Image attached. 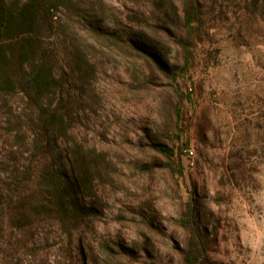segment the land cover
Segmentation results:
<instances>
[{
  "label": "rangeland",
  "instance_id": "1",
  "mask_svg": "<svg viewBox=\"0 0 264 264\" xmlns=\"http://www.w3.org/2000/svg\"><path fill=\"white\" fill-rule=\"evenodd\" d=\"M87 1L111 28H134L133 16H143L179 74L183 52L174 40L185 33L158 9L173 1L180 12V0ZM211 1H201L207 37L194 45L184 78L171 81L94 36L84 45L94 65L91 108L80 114L72 146L105 158L86 160L94 183L83 201L94 216L71 239L55 226L37 229L29 252L24 238L12 237L1 264H182L189 232L178 220L191 198L209 238L201 264H264V19ZM65 12L60 7L57 18L69 37L90 20L87 13V22L67 21ZM176 89L194 100L184 104L182 133L173 129ZM155 144L174 151V171Z\"/></svg>",
  "mask_w": 264,
  "mask_h": 264
},
{
  "label": "trees",
  "instance_id": "2",
  "mask_svg": "<svg viewBox=\"0 0 264 264\" xmlns=\"http://www.w3.org/2000/svg\"><path fill=\"white\" fill-rule=\"evenodd\" d=\"M201 1L180 0V12L173 1L158 9L162 17L173 16L172 22L185 33L174 40L183 52L178 74L165 59L161 41L146 31L150 24L143 16H133L136 28H111L87 0H0V264L12 251L7 249L12 237L24 238L22 248L29 252L26 240L31 241L37 229L55 226L71 239L72 232L94 216V208L83 201L89 184L94 183L86 160L98 164L105 158L94 149L84 151L81 146L79 151L72 146L80 114L91 108L85 96L92 87L94 65L85 50L87 43L94 36L152 62L171 81L178 75L184 78L194 45L206 39L203 35L207 37L201 35L205 24ZM229 1L244 17L264 19V0ZM60 7H66L67 21L77 17L87 22V13L90 20L78 22L80 26L69 37L57 18ZM162 31L166 36L168 30ZM173 92L177 99L173 129L182 133L189 110L184 104L192 105L194 100L180 89ZM155 145L174 171L179 163L174 151ZM178 222L189 232L182 264H201L209 238L199 226L194 198Z\"/></svg>",
  "mask_w": 264,
  "mask_h": 264
},
{
  "label": "built area",
  "instance_id": "3",
  "mask_svg": "<svg viewBox=\"0 0 264 264\" xmlns=\"http://www.w3.org/2000/svg\"><path fill=\"white\" fill-rule=\"evenodd\" d=\"M189 153H190V155H192V154H193V152H192V151H189Z\"/></svg>",
  "mask_w": 264,
  "mask_h": 264
}]
</instances>
